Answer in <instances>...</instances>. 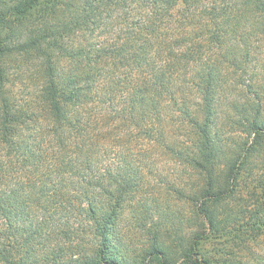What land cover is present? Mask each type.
Listing matches in <instances>:
<instances>
[{"label":"trees","instance_id":"16d2710c","mask_svg":"<svg viewBox=\"0 0 264 264\" xmlns=\"http://www.w3.org/2000/svg\"><path fill=\"white\" fill-rule=\"evenodd\" d=\"M263 155L264 0H0V264H214Z\"/></svg>","mask_w":264,"mask_h":264},{"label":"rangeland","instance_id":"374dc122","mask_svg":"<svg viewBox=\"0 0 264 264\" xmlns=\"http://www.w3.org/2000/svg\"><path fill=\"white\" fill-rule=\"evenodd\" d=\"M243 88L239 89L241 92L239 91L238 94L244 92ZM234 135H238V133ZM257 163V168L258 165L260 168L254 176L239 181L236 184L234 195L222 202L223 205L221 204L228 208L233 206L234 211L239 214L240 219L235 227L240 228L238 236L244 237V239L234 240V235H231L225 240L204 244V252L215 259L214 264H236L238 261H243L246 264H264V155ZM158 196H162V200L160 198L158 203V210L160 211L154 218V226L155 223L160 224V228L162 227L161 230H163L164 224L168 223L165 220L169 219L171 214L173 219L180 218L182 222L183 220L195 221L193 224L187 223V228L192 229L194 224H200L199 218L194 216L193 207L186 201L179 199L166 189ZM130 223L127 224L131 231L129 233L130 238L138 244L145 243L149 234L133 231ZM196 228L198 229V227ZM226 260L229 262L227 263Z\"/></svg>","mask_w":264,"mask_h":264}]
</instances>
